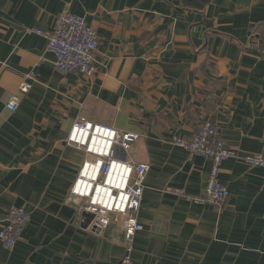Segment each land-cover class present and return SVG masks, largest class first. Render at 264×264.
<instances>
[{
    "label": "crops",
    "instance_id": "crops-1",
    "mask_svg": "<svg viewBox=\"0 0 264 264\" xmlns=\"http://www.w3.org/2000/svg\"><path fill=\"white\" fill-rule=\"evenodd\" d=\"M65 12L96 31L92 77L59 74L34 32ZM81 116L139 135L122 154L149 167L132 264H264V170L223 162L228 200L196 205L210 163L172 143L207 121L238 154L264 155V0H0V228L11 206L29 215L0 264L119 263L123 226L93 231L70 195Z\"/></svg>",
    "mask_w": 264,
    "mask_h": 264
},
{
    "label": "built area",
    "instance_id": "built-area-1",
    "mask_svg": "<svg viewBox=\"0 0 264 264\" xmlns=\"http://www.w3.org/2000/svg\"><path fill=\"white\" fill-rule=\"evenodd\" d=\"M34 32L46 39L47 52L53 56V65L59 74L93 76L94 57L100 49L96 31L88 25L85 16L65 12L56 18L51 31ZM29 88L27 82L19 87L22 93L28 92ZM18 102L19 97L13 95L6 108L14 112ZM138 140L137 133L119 132L83 116L75 120L66 139L68 145L81 149L85 155L70 195L84 217L88 218V227L101 232L112 221L123 226V254L118 264H132L133 239L142 231L138 211L149 167L122 158V154ZM172 143L210 163L202 193L186 198L196 205H217L228 200L230 192L219 179L223 162L235 159L248 167L264 170V155L238 154L221 139L218 127L211 122H204L191 138L177 137ZM28 218L23 207L9 208L0 228L3 249L9 251L21 240Z\"/></svg>",
    "mask_w": 264,
    "mask_h": 264
},
{
    "label": "water",
    "instance_id": "water-1",
    "mask_svg": "<svg viewBox=\"0 0 264 264\" xmlns=\"http://www.w3.org/2000/svg\"><path fill=\"white\" fill-rule=\"evenodd\" d=\"M96 232H98V230H96Z\"/></svg>",
    "mask_w": 264,
    "mask_h": 264
}]
</instances>
